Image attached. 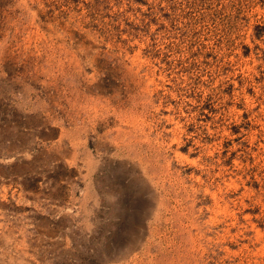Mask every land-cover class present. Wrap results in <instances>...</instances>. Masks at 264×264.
<instances>
[{"label": "rangeland", "instance_id": "1", "mask_svg": "<svg viewBox=\"0 0 264 264\" xmlns=\"http://www.w3.org/2000/svg\"><path fill=\"white\" fill-rule=\"evenodd\" d=\"M0 264H264V0H0Z\"/></svg>", "mask_w": 264, "mask_h": 264}]
</instances>
